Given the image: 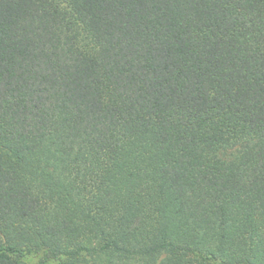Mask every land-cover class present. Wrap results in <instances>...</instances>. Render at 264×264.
I'll use <instances>...</instances> for the list:
<instances>
[{"label":"trees","instance_id":"16d2710c","mask_svg":"<svg viewBox=\"0 0 264 264\" xmlns=\"http://www.w3.org/2000/svg\"><path fill=\"white\" fill-rule=\"evenodd\" d=\"M264 264V0H0V264Z\"/></svg>","mask_w":264,"mask_h":264},{"label":"rangeland","instance_id":"374dc122","mask_svg":"<svg viewBox=\"0 0 264 264\" xmlns=\"http://www.w3.org/2000/svg\"><path fill=\"white\" fill-rule=\"evenodd\" d=\"M47 257L46 253L41 252V253H37V254H33L30 256H26L23 261L26 264H38L39 262L45 260V258ZM46 264H59V262L55 259H47L46 260Z\"/></svg>","mask_w":264,"mask_h":264}]
</instances>
